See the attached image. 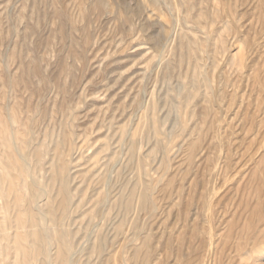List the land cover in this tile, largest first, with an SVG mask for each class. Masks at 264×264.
I'll return each instance as SVG.
<instances>
[{
  "label": "rangeland",
  "instance_id": "obj_1",
  "mask_svg": "<svg viewBox=\"0 0 264 264\" xmlns=\"http://www.w3.org/2000/svg\"><path fill=\"white\" fill-rule=\"evenodd\" d=\"M98 2L0 0V121L30 140L12 155L25 165V180L42 191V197L31 200L15 179L14 186L22 189L20 210L31 202L45 226L44 197L57 186L66 160L70 197L76 204L81 200L82 211L71 216L69 239L79 238L75 250L87 260L88 243L105 223L97 218L88 227L87 197L95 199L93 188L99 185L101 193L114 190L119 173L122 179L131 177L129 140L134 137L145 155L154 143L151 124L156 123L164 133L159 138L167 136L170 142L161 148L169 150L167 161L176 178L172 203L154 199L158 213L140 214V224L158 233L155 261L259 264L254 257L256 250L264 251V0ZM195 64L210 97L217 92L212 103H200L217 112L204 121L188 115L177 98L187 88L182 75L190 76ZM176 127L184 140L191 128L193 136L197 128L205 133L201 158L190 167L179 150L183 141ZM157 158L145 165L152 181L160 173ZM1 180L7 192L0 206L12 201L10 184ZM58 202L57 196L53 208ZM16 217L9 209L6 221ZM54 239L51 227L53 248ZM3 246L0 241V264H16L11 249Z\"/></svg>",
  "mask_w": 264,
  "mask_h": 264
},
{
  "label": "bare ground",
  "instance_id": "obj_2",
  "mask_svg": "<svg viewBox=\"0 0 264 264\" xmlns=\"http://www.w3.org/2000/svg\"><path fill=\"white\" fill-rule=\"evenodd\" d=\"M98 1H99L98 3L100 2L102 3V0H98ZM190 73H191L190 76L187 77L185 75L184 76L182 75V79L186 80L187 78L188 82H187L186 90L183 91L184 94L180 92L181 94L177 96V98L180 101L179 102L180 105L181 106L184 105V109L186 110V113L188 115L198 116L201 118L202 121H204L205 119H207V117L210 116V112L211 113L214 112L216 116L217 112L213 110V106L208 107V106H200V105L202 103H207V102L212 103L213 99L217 98V92L216 93L212 92L211 94L212 98L210 97L209 94L210 91H208V87L206 84L207 82L204 81V73L200 72L199 66L195 64L194 69L190 71ZM209 98H211V100H209ZM216 100H214V102ZM156 109L157 106L155 105L153 112L154 111L156 112ZM159 122H157V124ZM151 128L153 129V134L155 139L152 147L149 149V152L146 153L145 155L141 154L137 150L136 141L134 137H131V139L129 140L127 146L128 148L127 163H128V167L134 166L133 167L134 169L131 172L132 173L131 177L129 178L125 177L124 179H122L119 173V180L117 182V185L114 187V190L108 189L106 193H101V191L100 192L98 191V189L100 188L99 185L98 188L95 187L93 188V190L96 191L95 194L97 195V197H95V199H91L93 195H89L87 197L86 199L87 203H90V208L88 209L90 211L87 222L88 227L89 225H91V222L93 220H96L97 218L105 219V223L103 224V228L101 226L96 229L95 236L92 239H90V242L88 243L89 246L86 248V254L89 256V258L85 261H82L83 259L81 260V255L77 252V250H75V243H77L79 238L74 237L73 241H71L69 239V232L67 229L71 216L77 218L79 217L78 216L79 213L82 212L80 210L81 200H79L78 203L76 204L72 202L70 197L71 196L70 187L68 184V179H69L68 162L66 160L63 161L64 163L62 162L63 166L60 165L61 175L57 186L54 187L53 192L49 193V195L47 194V196L44 197L43 204H44V210L46 212V218L44 220L45 226L42 227L39 216L37 215L36 211L33 208H31L30 205L31 202H28L26 204L23 211L20 210L21 205H19V202L20 200H22V192H21L22 189H18L14 186V184H16L15 179H19L21 182H23L24 191L25 192L29 191V197L31 198V200L33 198L42 197L41 195L42 191L39 189L37 183L33 181L31 183H28V181H26L25 178L23 177L24 168L22 167L23 166L25 167V165L21 166V162L19 158H16L14 154L12 155V150L15 147L19 149H23V147L29 145L30 140L28 139V142L26 140L24 141L23 140L24 135L21 132L14 129L11 130L9 122L7 123L4 121H0V155L2 154V152L4 153V157L0 156V199L3 198L5 199L7 192V191L3 192L2 190L3 187H2L1 179H7L8 183L10 184V186H8L10 187L9 191L10 193H12L11 203L7 204L5 202L0 206V212H2V219H0V241H2L4 244L3 246L5 248L4 250H6V248L11 249L10 251H12L14 254V258H13L15 259L14 262H16V264H29L34 259L37 260L40 258L41 262L39 264H160L159 261L158 262L155 261L158 251L156 245L159 243V241L157 240L158 233L154 234L152 233L151 227L145 228L143 227L142 223L140 224L141 222L140 214H142L144 211L148 215H152L154 214L155 211H157V206L154 203L155 201L154 199L161 198L167 203L168 202L172 203L171 191L174 189V182L176 175L174 170L170 171V167L172 163L169 162L170 164L168 165L167 160L169 158V153H170L169 150L161 148V144L164 141L165 143L170 144L167 136H165L164 140H161L159 138L160 134L163 135L164 133H161V130H159L158 127H156V123L155 125L151 124ZM26 129H28V127ZM192 131L193 128H191L188 131V135H187L188 137L186 140H184L183 138L185 137V135L181 134L182 133L181 128L176 127L175 129L177 138L178 139L181 138L180 143H182L183 141L182 145H178V147L180 151H183V153L185 152L184 160L188 167L192 166L195 162H198L200 160L201 158L200 151H202L204 144V137H205V133L202 129H199V131L198 128L195 129V131H197L196 136L195 135L193 136L191 134ZM6 134H9L11 137L6 136ZM63 147L66 146L63 145ZM66 149L67 152H69V150L72 148L69 146L68 148L66 147ZM156 152H159L158 158L156 156ZM20 155H18V157ZM150 158L153 159L157 158L156 162L157 164H159V167L157 169L159 170L160 173L158 174L157 177L155 176L156 181H152L150 179L151 177L149 178L147 169L145 168V165ZM173 161L174 160L172 159V162ZM12 171H14L15 174ZM56 179L58 180V178ZM101 180H104V178H102ZM217 195L218 194L212 196L214 198L217 197L219 198V195L218 196ZM57 196L59 198L58 206L53 208V202ZM217 199L214 200L212 199V200L213 202H215V200ZM208 200L210 201V199ZM106 203L108 207L105 210L104 207L106 206L105 205ZM211 204L213 205V203ZM12 208L16 211L17 217L12 221L11 220L6 221V218L8 217L9 209L11 210ZM180 212L183 213V208L180 209ZM26 213L29 216L25 217ZM5 221H6V226L4 225ZM9 223H12V226L8 225ZM97 223L93 225V227L96 228ZM7 226L13 228V232L11 234H8L6 232ZM27 226L31 230L27 231L26 230ZM56 226H59V229H57ZM51 227L54 229V237H55L54 248L51 246L52 242L49 240V233ZM34 228L35 231H33ZM24 243H28L29 245L27 246ZM29 247L33 248V250L35 251L31 253ZM256 251H257L256 253L257 257H254L255 260L257 261L256 263L259 262V264H264L263 249H261L260 251L258 250ZM0 254H2L1 250H0ZM179 254L180 251L178 250V255ZM44 257H46L47 259H44ZM252 260L253 259L251 258V261Z\"/></svg>",
  "mask_w": 264,
  "mask_h": 264
}]
</instances>
